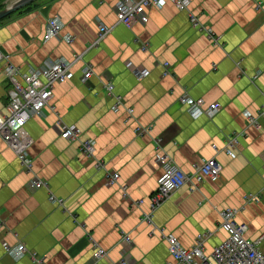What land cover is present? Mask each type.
Instances as JSON below:
<instances>
[{
  "label": "crops",
  "instance_id": "1",
  "mask_svg": "<svg viewBox=\"0 0 264 264\" xmlns=\"http://www.w3.org/2000/svg\"><path fill=\"white\" fill-rule=\"evenodd\" d=\"M17 1L0 0V7ZM115 1L34 0L0 20V52L7 56L0 61V115L7 113L12 88L8 66L26 74L48 61L71 62L94 42L98 25L112 28L72 67L71 78L54 87L53 109L27 122L30 174L0 141V264H34L29 256L15 260L3 250V244L18 243L44 264H94L95 248L107 252L96 264L128 258L130 264H175L160 229L184 249L204 236L208 255L226 239L219 212L227 208L239 210L235 221L247 225L248 239L263 236L264 253V121L254 128L243 115L264 113V0H190L189 10L215 41L168 3L149 10L144 24L115 25ZM49 19L63 25L62 35L72 36V44L42 39ZM86 64L91 76L83 83ZM144 71L148 75L138 80ZM108 83L123 99L117 112L110 110ZM183 94L220 110L212 118H191L178 101ZM126 108L133 110L131 119ZM57 122L94 141V157L61 139ZM147 127L149 133L136 134ZM231 139L232 156L225 152ZM158 154L188 177L210 159L221 172L216 182L204 177L197 187L174 192L147 223L143 218L161 173ZM112 174L118 180L108 184ZM32 178L47 189L29 193ZM50 195L62 199L63 208ZM248 196L256 200L245 202Z\"/></svg>",
  "mask_w": 264,
  "mask_h": 264
},
{
  "label": "built area",
  "instance_id": "2",
  "mask_svg": "<svg viewBox=\"0 0 264 264\" xmlns=\"http://www.w3.org/2000/svg\"><path fill=\"white\" fill-rule=\"evenodd\" d=\"M166 3L173 6L179 12H186L189 24L199 32H206L210 39L215 41L212 32L199 23L196 15L189 10L190 0H116L113 6L116 18L115 25L122 24L130 28L136 22L144 24L148 20L147 13L149 10L161 9ZM62 29L63 25L57 19H49L42 39L44 41L56 39L68 45L72 44L73 37L62 35ZM111 31L112 28L103 24L98 25L96 39L92 42L88 51L91 48L98 47ZM86 53L87 51L84 55ZM84 55L74 56L71 62L62 59L48 61L26 74H21L13 66H8L5 69V75L9 78L12 88L6 109L7 113L0 115V140L13 152L22 170L27 174L32 172V161L28 158V150L32 145V141L25 133L26 124L32 117L42 116L45 108L53 109L50 106V102L53 97L54 87L71 78L72 67L79 63ZM4 59H7V56L0 52V61ZM164 68V76H166L169 71L168 64H164ZM82 72V82L85 83L90 77V66L88 64L84 65ZM147 75L148 72L144 71L137 79L141 80ZM107 91L113 97L114 86L110 85ZM113 98L117 100L118 104L121 103L119 97ZM178 101L182 106L186 107L187 113L194 119L201 116L212 118L220 110V106L216 103L204 107L201 100L192 99L184 94L180 96ZM132 112V109L128 110L129 114H132ZM243 115L247 120V124L254 128L259 127L260 120L264 121V113L252 116L250 113L244 112ZM56 128L61 139L68 142H78L81 153L85 157L89 159L94 157L95 142L89 139H80V132L77 128L66 127L60 122L56 123ZM150 130V127L136 128V134H147ZM235 143L236 140L231 139L228 150L225 151L230 156H232ZM155 163L160 167L161 173L156 182V191L149 199V210L143 218L147 223H151L153 212L159 209L174 192L186 185L197 187L202 183L204 177L208 178L211 182H216L221 172V166L215 159L207 160L194 168L191 177L186 176L166 154L156 156ZM96 165L98 168H103L101 161L96 162ZM106 177L108 178V184H112L118 180V174L107 175ZM47 187L46 182L35 178L30 179L26 184V189L29 193L39 189H47ZM125 195L124 188L123 196ZM49 200L51 203L57 204L59 208H63L64 202L62 199H57L53 195H50ZM254 200H256L254 196L245 198V202ZM238 211L227 208L219 212L220 228L226 233V239L218 244L208 255L203 252L204 236H198L192 248L184 249L172 235L165 234L160 229L159 233L167 243L168 252L175 261V264H264V253L260 250L263 236L257 240L248 239L246 237L248 231L247 225L235 221ZM123 242L128 246L132 243L131 239L127 236L123 237ZM3 250L15 260L29 256L34 264H44V258L37 256L34 252H30L22 243L14 246L3 244ZM106 256L107 252L105 250L95 248L92 253L93 263L96 264L98 260ZM117 264H130V259H120Z\"/></svg>",
  "mask_w": 264,
  "mask_h": 264
},
{
  "label": "water",
  "instance_id": "3",
  "mask_svg": "<svg viewBox=\"0 0 264 264\" xmlns=\"http://www.w3.org/2000/svg\"><path fill=\"white\" fill-rule=\"evenodd\" d=\"M33 1L34 0H18L17 2H15L12 5L6 6L2 10H0V20L2 18L6 17L7 15H10L12 12H14L18 9H21V7L27 5L28 3H31Z\"/></svg>",
  "mask_w": 264,
  "mask_h": 264
},
{
  "label": "rangeland",
  "instance_id": "4",
  "mask_svg": "<svg viewBox=\"0 0 264 264\" xmlns=\"http://www.w3.org/2000/svg\"><path fill=\"white\" fill-rule=\"evenodd\" d=\"M95 48H97V47H95ZM95 48H91L89 51L88 50H86L87 52H90L92 49H95ZM85 51V52H86ZM88 66H91V65H88ZM90 76H91V73H90ZM82 78H83V76H82ZM69 80V79H68ZM86 81V80H85ZM84 81V82H85ZM110 85H113L112 83H108V84H106L105 85V90H106V92H107V96H109L110 97V95H109V93H108V91H107V88L110 86ZM119 97L120 98V100H121V103L120 104H118V102H117V100H115L114 98V103L110 106V110L112 111V112H117V110L122 106L121 104L123 103L122 101H123V99H122V96H120V95H118V94H115V93H113V97ZM53 98V97H52ZM129 109H131V108H126V112H127V114H128V116H129V118L131 119L132 118V116H133V112H132V114H129L128 113V110ZM133 111V110H132ZM25 130V129H24ZM25 133H26V131H25ZM32 141V140H31ZM7 148V147H6ZM8 149V148H7Z\"/></svg>",
  "mask_w": 264,
  "mask_h": 264
},
{
  "label": "trees",
  "instance_id": "5",
  "mask_svg": "<svg viewBox=\"0 0 264 264\" xmlns=\"http://www.w3.org/2000/svg\"><path fill=\"white\" fill-rule=\"evenodd\" d=\"M2 9H3V8L0 7V10H2ZM187 114H188V113H187ZM188 115H189V114H188ZM36 117H37V116H36ZM32 118H34V117H32ZM82 140H84V139H82ZM0 141H1V140H0ZM1 142H2V141H1ZM158 155H160V154H158ZM158 155H157V156H158Z\"/></svg>",
  "mask_w": 264,
  "mask_h": 264
},
{
  "label": "bare ground",
  "instance_id": "6",
  "mask_svg": "<svg viewBox=\"0 0 264 264\" xmlns=\"http://www.w3.org/2000/svg\"><path fill=\"white\" fill-rule=\"evenodd\" d=\"M81 139V138H80ZM76 143H78V142H76Z\"/></svg>",
  "mask_w": 264,
  "mask_h": 264
}]
</instances>
